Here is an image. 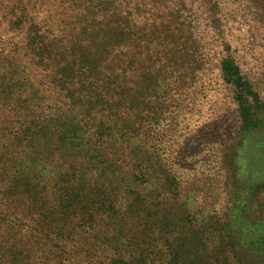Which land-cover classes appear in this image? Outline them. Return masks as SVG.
I'll use <instances>...</instances> for the list:
<instances>
[{
  "label": "rangeland",
  "instance_id": "obj_1",
  "mask_svg": "<svg viewBox=\"0 0 264 264\" xmlns=\"http://www.w3.org/2000/svg\"><path fill=\"white\" fill-rule=\"evenodd\" d=\"M223 60L256 97L259 130H241ZM97 97L111 108L92 117L106 126L88 147L86 110ZM10 139L74 150L77 177L66 184V169L49 166L33 178ZM97 147L101 172L89 167L101 166ZM137 152L158 155L163 172L130 168ZM100 173L114 175L119 202L123 191L150 194L168 200L169 219L199 230L237 216L263 235L264 0H0V264L105 263L116 228L101 231L110 241L86 234V194ZM168 230L171 241L181 231ZM158 249L144 248V264H168ZM255 252L227 264H264ZM185 254V264H222L216 252L197 263Z\"/></svg>",
  "mask_w": 264,
  "mask_h": 264
},
{
  "label": "trees",
  "instance_id": "obj_2",
  "mask_svg": "<svg viewBox=\"0 0 264 264\" xmlns=\"http://www.w3.org/2000/svg\"><path fill=\"white\" fill-rule=\"evenodd\" d=\"M220 70L223 81L233 88V100L237 105L241 130L244 132L259 130L262 121L257 119L256 114H254V108L257 109L259 107L258 101L250 93L249 87L242 83L237 66L223 60L220 63ZM248 97H250L251 101L248 100ZM101 98L105 101L103 96ZM103 101L97 97L86 110L89 113L90 119L86 120V131L83 133V137L85 138L84 135L86 133V146L88 147L92 143L94 145L97 144V142L101 141L100 137L104 135L102 131L100 132V129L102 130L103 126H106L103 124L104 121L92 118L96 114L109 115L107 112H109L111 106ZM131 110L132 108H130L128 114H131ZM79 123L76 124L82 133V122L79 121ZM68 140V137H63L65 143ZM7 144L8 146L10 145L11 153H16L17 148L21 151L25 150L23 161L31 167L30 170L33 178L38 176L39 171L36 168H47L49 166L55 169H66L68 176V179H65L66 184L71 183V180L77 177L75 174L77 168L74 161V150L63 149L55 141L49 143L51 148L46 150H34L25 140L14 142L10 139ZM105 152V149L95 148V158L98 163H101V166L97 169L89 165L87 166L101 172L103 170L101 167L108 164L104 159ZM62 154H64V157L61 159ZM139 154L140 152H137L136 155L131 157L130 168L132 167L135 171H141L142 173L149 171L163 172L161 169L162 161L158 155H152V159H150L149 155H145V157L140 159ZM54 163L55 165H53ZM132 175L134 177L139 176L138 173H132ZM113 178V174L101 175L100 173L96 176L97 182L92 183V187L88 188L86 194V211L87 208H90L92 211V213L86 212V234L90 236L89 238L92 242L110 241L108 233L101 234V231L104 232L103 228L106 226L112 225L113 228H116L111 233V236H113L111 241L114 243L109 247L110 254L106 257V262L103 264H134L135 262L144 264V261H149V259L147 254H142V251H145V247L149 248L153 244L159 246L157 251L161 250L167 254L168 264H185V259L187 258L185 251L189 249L194 251L193 260L196 263L205 258H211L212 252L218 253L222 264H224V261L226 264L227 262L238 263L240 262V253L252 247L257 252L255 254L257 259L259 255L260 260L264 261V233L263 235L256 234V231L246 233L244 225H247V222L237 221V216H234V219L225 216L222 224H219V228L213 223L212 228L208 232L199 230V228L192 226L190 220H186L182 216L177 215V217L169 219V215L165 212L168 204V200L165 198H154L150 194L142 197L138 193H132V196H128L127 198L129 192L123 191V201L119 202V195L116 191L121 189L117 185V180ZM134 180L138 181L137 179ZM166 184L168 183L165 181L162 183V185ZM49 188L45 184L39 185L38 188L27 193V195H32L35 192L43 193L49 190ZM170 225L179 226L181 229L179 236L172 241L170 240V231L168 230L170 229ZM136 227H141V229L134 232ZM213 227L218 229L214 230ZM187 229L190 231L189 238L187 237L188 234L183 232ZM247 230L248 226H246ZM129 240H134V247L129 245ZM186 240L188 241L185 245Z\"/></svg>",
  "mask_w": 264,
  "mask_h": 264
}]
</instances>
